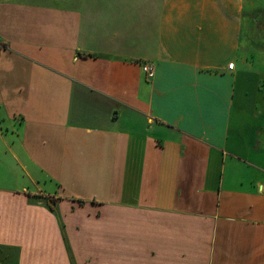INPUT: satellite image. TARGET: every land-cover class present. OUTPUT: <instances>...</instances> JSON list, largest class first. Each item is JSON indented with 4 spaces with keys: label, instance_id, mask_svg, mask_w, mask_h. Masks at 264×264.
<instances>
[{
    "label": "crops",
    "instance_id": "crops-1",
    "mask_svg": "<svg viewBox=\"0 0 264 264\" xmlns=\"http://www.w3.org/2000/svg\"><path fill=\"white\" fill-rule=\"evenodd\" d=\"M246 6L0 0V264H264Z\"/></svg>",
    "mask_w": 264,
    "mask_h": 264
},
{
    "label": "rangeland",
    "instance_id": "rangeland-1",
    "mask_svg": "<svg viewBox=\"0 0 264 264\" xmlns=\"http://www.w3.org/2000/svg\"><path fill=\"white\" fill-rule=\"evenodd\" d=\"M242 29L240 32L239 55L240 64L249 71V75L257 78L258 93L253 97L256 111L259 116L264 118V0H247V6L244 9L242 17ZM252 79L249 80V85ZM51 204L56 199L50 198ZM82 206V205H81ZM112 211V208L104 211ZM93 211L102 218L100 208ZM103 211V212H104Z\"/></svg>",
    "mask_w": 264,
    "mask_h": 264
},
{
    "label": "built area",
    "instance_id": "built-area-1",
    "mask_svg": "<svg viewBox=\"0 0 264 264\" xmlns=\"http://www.w3.org/2000/svg\"><path fill=\"white\" fill-rule=\"evenodd\" d=\"M142 70L146 73V76L149 79L153 77L154 71L150 65L142 64Z\"/></svg>",
    "mask_w": 264,
    "mask_h": 264
},
{
    "label": "trees",
    "instance_id": "trees-1",
    "mask_svg": "<svg viewBox=\"0 0 264 264\" xmlns=\"http://www.w3.org/2000/svg\"><path fill=\"white\" fill-rule=\"evenodd\" d=\"M4 47V46H3ZM51 207V206H50Z\"/></svg>",
    "mask_w": 264,
    "mask_h": 264
}]
</instances>
